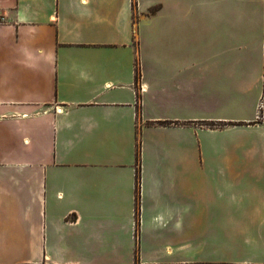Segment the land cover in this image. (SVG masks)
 <instances>
[{
  "label": "crops",
  "instance_id": "crops-1",
  "mask_svg": "<svg viewBox=\"0 0 264 264\" xmlns=\"http://www.w3.org/2000/svg\"><path fill=\"white\" fill-rule=\"evenodd\" d=\"M0 14V264H264V0Z\"/></svg>",
  "mask_w": 264,
  "mask_h": 264
},
{
  "label": "rangeland",
  "instance_id": "rangeland-1",
  "mask_svg": "<svg viewBox=\"0 0 264 264\" xmlns=\"http://www.w3.org/2000/svg\"><path fill=\"white\" fill-rule=\"evenodd\" d=\"M258 115H261V107L259 105ZM203 127H200V151L203 150L206 152L207 159L215 161L216 159L213 157V154H210L211 151L217 150H230L235 151V149L239 146L249 145L251 142V137L253 134H250L248 131H235L227 134H216V135H207L203 133ZM207 128V127H206ZM255 133V132H254ZM256 134V133H255ZM264 143V142H263ZM200 164L206 165L207 163L201 161Z\"/></svg>",
  "mask_w": 264,
  "mask_h": 264
},
{
  "label": "trees",
  "instance_id": "trees-1",
  "mask_svg": "<svg viewBox=\"0 0 264 264\" xmlns=\"http://www.w3.org/2000/svg\"><path fill=\"white\" fill-rule=\"evenodd\" d=\"M156 11H157V8L151 9L152 13H155ZM136 159H137V162L139 164V161H140V147H139V145H138L137 151H136Z\"/></svg>",
  "mask_w": 264,
  "mask_h": 264
},
{
  "label": "built area",
  "instance_id": "built-area-1",
  "mask_svg": "<svg viewBox=\"0 0 264 264\" xmlns=\"http://www.w3.org/2000/svg\"><path fill=\"white\" fill-rule=\"evenodd\" d=\"M5 21V17L0 14V25ZM139 100V99H138Z\"/></svg>",
  "mask_w": 264,
  "mask_h": 264
}]
</instances>
